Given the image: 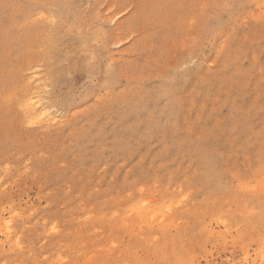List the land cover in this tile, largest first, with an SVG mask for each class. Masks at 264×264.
I'll list each match as a JSON object with an SVG mask.
<instances>
[{
    "label": "rangeland",
    "instance_id": "374dc122",
    "mask_svg": "<svg viewBox=\"0 0 264 264\" xmlns=\"http://www.w3.org/2000/svg\"><path fill=\"white\" fill-rule=\"evenodd\" d=\"M0 264H264V0H0Z\"/></svg>",
    "mask_w": 264,
    "mask_h": 264
},
{
    "label": "bare ground",
    "instance_id": "6f19581e",
    "mask_svg": "<svg viewBox=\"0 0 264 264\" xmlns=\"http://www.w3.org/2000/svg\"><path fill=\"white\" fill-rule=\"evenodd\" d=\"M52 22H53V21H52ZM34 58H35V57H34ZM28 84H29V83H28ZM35 88H36V87H35ZM32 89H33V87H32ZM36 95H37V94H36ZM36 100H37V99H35V101H36ZM27 101H28V100H27ZM29 101H30V99H29ZM35 101H34V104L37 103V102L35 103ZM30 102H31V101H30ZM30 102H29V104H30ZM32 102H33V101H32ZM27 104H28V103H27ZM34 104H33V105H34ZM34 106H35V105H34ZM34 106H31V107L33 108ZM28 107H29V106H28ZM31 107H30V108H31ZM33 110H35V109H33ZM31 111H32V109L30 110V113H31ZM38 111H39V110H38ZM42 112H43L44 114H46L44 111H42ZM30 113H28V114H30ZM32 113H34V114H35V113L38 114V113H40V112L37 113V111H36V112H33V111H32ZM34 114H32V115H34ZM36 114H35V115H36ZM44 114H43V115H42V114H39V116H43V117H44ZM35 115H34V116H35ZM29 116H30V115H29ZM34 116H33V117H34ZM39 116H38V117H39ZM33 117H30V118H33ZM36 117H37V116H36ZM36 117H35V119H36Z\"/></svg>",
    "mask_w": 264,
    "mask_h": 264
}]
</instances>
